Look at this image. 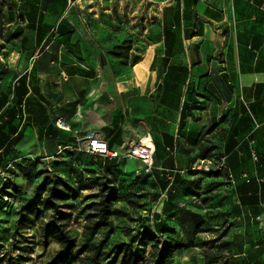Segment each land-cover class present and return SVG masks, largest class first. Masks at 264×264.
I'll list each match as a JSON object with an SVG mask.
<instances>
[{"label": "crops", "instance_id": "0c3cea01", "mask_svg": "<svg viewBox=\"0 0 264 264\" xmlns=\"http://www.w3.org/2000/svg\"><path fill=\"white\" fill-rule=\"evenodd\" d=\"M60 1L63 12L53 13ZM79 1L0 0L7 9L0 15V130L19 139L18 152L54 159L91 131L120 149L135 132H149L161 192L152 213L172 217L186 204H174L173 176L161 169L179 182L197 179L194 165H218L226 148L239 175H259L252 158L264 155V0H141L158 6L157 19L130 37L77 28L79 17L68 11ZM124 40H132L127 64L111 54ZM135 56L141 61L132 65ZM58 119L74 131L58 128ZM240 178L234 257L264 264V228L255 217L262 186L241 188L247 181Z\"/></svg>", "mask_w": 264, "mask_h": 264}, {"label": "rangeland", "instance_id": "374dc122", "mask_svg": "<svg viewBox=\"0 0 264 264\" xmlns=\"http://www.w3.org/2000/svg\"><path fill=\"white\" fill-rule=\"evenodd\" d=\"M52 7L53 13L63 12L61 1ZM3 9L0 4V15L7 11ZM157 12V5L141 0H81L68 11L79 17L74 22L77 28L122 32L128 37L151 28L157 19ZM1 43L0 39V46L3 45ZM34 160L37 166L33 180L23 176L19 169L17 173L7 176L11 177V181L3 182L4 188L8 183L9 190L0 188V200L4 198L3 201L13 205L11 209H6L8 211L0 210V264H47L60 250L54 230L47 228L54 210L44 203L54 179H60L59 189L66 195L63 201H58L60 208L66 213H72L67 229L75 239L76 246L69 264H92L95 249L107 228H98L91 235L87 227L97 221L94 217L98 212L97 195L102 184L107 181L119 187L121 198L112 205L113 233L104 248L101 264H124L123 252L128 248L142 256L144 264H155V253L160 251L163 241L147 221L148 190L138 187L135 178L125 177L124 173L116 169L100 172L96 164L88 165L84 174L71 175L63 155L54 159H39L34 156ZM135 166L141 168V164ZM39 184L42 185L41 196L32 200ZM30 201L31 206L28 208ZM215 213L217 215L213 219L210 217L199 233L196 247L178 254L175 264H205L204 255L217 252L221 253L222 258L226 257L227 249L222 254V241L227 236L230 222L221 217L220 211ZM231 230L230 226L229 231ZM120 246L121 250L118 248Z\"/></svg>", "mask_w": 264, "mask_h": 264}, {"label": "trees", "instance_id": "16d2710c", "mask_svg": "<svg viewBox=\"0 0 264 264\" xmlns=\"http://www.w3.org/2000/svg\"><path fill=\"white\" fill-rule=\"evenodd\" d=\"M132 48V40H124L122 44L115 47L111 54L122 62L127 64L130 59V50ZM141 61L140 56H135L131 62L132 65L138 64ZM22 78L18 80L14 88L17 85H21ZM14 94V92H13ZM22 123L21 115L17 116ZM1 118V114H0ZM19 138V137H18ZM225 138V137H224ZM19 139H9V135L4 134L0 130V188H4V183L7 180L11 181V177L7 178L9 174H15L19 169L23 172V176L33 180L35 178L37 163L32 156H26L15 149ZM109 145V144H108ZM76 146V145H75ZM74 146V147H75ZM111 150L115 148L109 145ZM230 151V150H229ZM229 151L225 150L223 153H218L217 164H220L222 159H225V169L211 171V172H191V175L197 176V179H183V181H176L178 174L172 173L171 170L161 169L162 176H173V185L177 188L172 192V200L174 204L180 205L185 203L186 206L182 208L179 215L163 216L157 213H152L153 205L161 196L159 191V182H156L152 177L153 173L145 174L141 172L137 174L135 163L127 159H109L101 155L88 154L84 152L76 151H64L62 154L67 160V168L71 175L73 174H84L88 165H98L100 172L108 171L109 169H116L124 173L125 177L132 176L137 181V186L142 187L143 190L147 191L148 198V223L151 224L155 234L161 237L163 246L160 251L157 250L155 253L156 259L155 264H175L176 256L180 253L189 252L196 247L199 233L205 228L210 217L213 219L217 213L221 212V217H224L230 222L231 232L229 227L227 228V236L222 241V254L223 251H227L226 257L222 258L221 253H213L204 255L206 258L205 264H238V259L234 256L237 253L238 236L234 234V229L237 227L236 217L238 216V209L236 197L239 188V178L247 181L241 184L242 187L252 188L253 185L260 182L263 191V199L259 202V211L255 217L260 219L262 223V229L264 228V155L262 157L257 156V163L261 166L260 173L255 175H249V173L238 174L236 172L238 166L231 165L229 161ZM211 149H207L205 144L202 145L201 157L207 159ZM236 153V151H234ZM39 159H45L38 157ZM52 159V158H51ZM254 158H252L253 160ZM4 174V177L1 175ZM25 174V175H24ZM134 176V177H133ZM230 176L232 179H230ZM240 178V179H241ZM14 179V178H13ZM60 180V179H59ZM54 179L51 181V187L49 189V195L44 200L46 206L54 210L52 220L47 225V228L53 229L55 232V239L60 245V250L56 256L47 264H69L70 259L73 255L76 241L72 237L71 233L67 229L68 222L72 218V213H66L60 208L58 201H63L66 198L65 192L59 189L60 181ZM13 182V181H12ZM250 185H247V184ZM41 184L37 185L34 192L33 199L40 198ZM6 188V189H5ZM4 190H9L8 183ZM151 188V191H149ZM253 189V188H252ZM183 190V191H182ZM3 191V190H2ZM19 192V190H17ZM215 195H211L212 193ZM99 201L97 203L98 212L94 215L97 221L93 225L88 226L90 234L101 227L107 228L104 233L103 239L99 242V245L95 249V254L92 258V264H101V258L104 254V248L108 244L109 236L113 233L112 225V205L120 201L121 191L118 186L112 185L108 181L103 183L100 192L98 193ZM0 200V210L11 209L12 204L7 201ZM209 202L211 204H209ZM31 206V201L28 203V208ZM8 211V210H6ZM213 212V214H211ZM151 219V220H150ZM261 226V225H260ZM264 230V229H263ZM231 234H230V233ZM12 240V239H11ZM159 247L158 245H155ZM119 249L121 248L118 247ZM158 249V248H156ZM121 250V249H120ZM144 258L139 254L133 252L131 249H126L123 252V263L124 264H144ZM241 264V263H240Z\"/></svg>", "mask_w": 264, "mask_h": 264}, {"label": "built area", "instance_id": "2783aa9c", "mask_svg": "<svg viewBox=\"0 0 264 264\" xmlns=\"http://www.w3.org/2000/svg\"><path fill=\"white\" fill-rule=\"evenodd\" d=\"M56 125L58 128L67 132L74 131L64 119H58ZM65 150L67 149L59 147L60 152H64ZM70 151L101 155L109 159L137 161L141 164V168L137 169V174H140L141 172L151 174L155 169V146L149 132H135L133 137L128 142L124 143L120 149L111 150L103 133L99 131H91L78 136L76 146L71 148ZM253 158L254 160L258 159L255 155ZM225 167V159H222L220 164L216 166L211 162L197 163L192 170L199 173H208L211 171L223 170ZM230 179H232L231 176ZM262 220H264V217H262Z\"/></svg>", "mask_w": 264, "mask_h": 264}, {"label": "bare ground", "instance_id": "6f19581e", "mask_svg": "<svg viewBox=\"0 0 264 264\" xmlns=\"http://www.w3.org/2000/svg\"><path fill=\"white\" fill-rule=\"evenodd\" d=\"M136 70V69H135Z\"/></svg>", "mask_w": 264, "mask_h": 264}]
</instances>
